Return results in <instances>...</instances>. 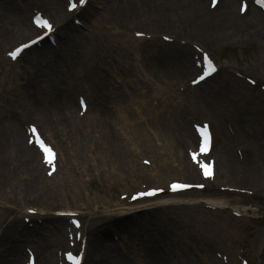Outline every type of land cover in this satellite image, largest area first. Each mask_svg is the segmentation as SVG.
<instances>
[{
    "label": "rangeland",
    "instance_id": "374dc122",
    "mask_svg": "<svg viewBox=\"0 0 264 264\" xmlns=\"http://www.w3.org/2000/svg\"><path fill=\"white\" fill-rule=\"evenodd\" d=\"M102 1L91 0L81 13L86 16L85 19L84 17L81 19L80 14L63 13L64 0H33L29 5L28 16L33 7L45 11L58 24L63 19L72 22L74 15L82 23L79 30L81 33L76 32L77 41L82 43L94 39L99 32H105L106 27L110 26L109 22L113 17L106 8L107 0ZM155 1L160 4L159 8L164 13L158 11L160 13L158 17L140 13L130 15L124 10L117 14L115 20L122 26H132L133 31L137 29L147 32L150 38L147 42L138 40L140 43L135 41L139 38L132 36L130 30L125 31L126 35L129 33L132 41L128 38L129 41L124 45L119 44V49L114 50L115 61L112 60L103 66L107 69L110 81L115 78L113 71L116 73L125 67L127 74H135L134 79L139 87L136 93L144 92L139 95V101L144 99L145 104H138L130 110L127 107L141 127L140 132H143L141 133L143 136L140 139L144 137L146 142V145H140V151L138 149L136 151L140 157H146L152 165H156L155 160L146 152L147 146L155 148L156 151L160 150L163 159L171 162V166L184 158L188 160L185 147L189 145L192 147L196 143L192 123L208 119L214 132L211 157L216 160V173L215 176L204 180L199 179L198 182L204 186V190L191 189L180 195L166 196L171 197L173 205L166 208H149L146 213L140 214L160 223L172 222L174 239L179 245H171L170 251L175 254L179 248L188 252L194 251V257L189 253L194 258L193 264H264V189L254 185L248 175H242L243 181L240 182L239 178L234 180L228 176L224 177L226 174L222 175L219 171L220 158L231 155L240 166L234 168L233 172L230 171V174L239 175L242 169L248 170L245 174L255 170L264 175V158L260 160L256 158L257 145L252 141L253 138L249 139L250 134H258V138L264 143V27L260 25L264 17L261 15L260 21L255 19V9L252 7H248L246 13L238 16L236 15L238 0H229V6L224 4L225 0H220L213 8L217 12L208 15L206 21H199L191 13L195 9V0ZM161 7L165 8L164 11ZM205 7H208V0H205ZM162 18L167 23H155V19ZM29 32L24 25H19L8 35L0 38V132L3 133L4 142L7 138L4 127L8 115L10 118L15 116L20 121L22 130V124L33 120L32 115L22 105L21 96L16 90L19 85L22 86L23 80L21 78L15 80L12 73L14 70L19 72L22 66H26L32 53L26 52L18 62L10 65L1 61L3 57L5 59V51L13 46L14 41L25 37ZM161 34L172 37L171 42L167 41L170 48H165V45L160 47L164 44ZM63 37L64 34L58 30L56 39L58 44L53 48L57 47L58 52H62L63 56L68 58L66 47L61 45ZM151 46L161 49L158 56L161 53L179 51L185 65L199 60L196 49L203 48L216 59L219 70L202 85L189 86L186 83L191 75L184 74L185 66L178 76L175 74L171 56L162 55L164 63L162 75L151 76L150 72L141 66V60L146 58L145 50L148 52ZM93 58L94 55L88 62L93 64ZM132 66L135 67V71ZM40 68V66L36 69L31 68V75L39 77L38 73H42ZM91 70L100 71L96 64L92 65ZM138 71L140 73H137ZM235 71L253 77L256 84L247 83ZM147 81L153 82L152 89L147 86ZM180 84L185 86L184 90L179 88ZM203 89H210L215 97L217 94L222 96L223 102L222 105H218L220 110L218 113L215 111L209 113L208 106L211 101L205 100L199 93ZM87 94L89 98L92 96L93 107L96 96L93 91ZM99 99L104 101L105 106H102L104 113L105 108L110 109V104L107 98ZM93 113L94 110L91 109L85 116L90 118ZM124 115L128 116V113L124 112ZM42 128L46 137L54 143L58 153L57 169L52 174V179H64L68 182L57 189L58 191L51 195L52 198L43 202L36 198L35 192L21 196L16 191L17 188L11 186L0 188V230L11 220L21 222L20 211L25 210L27 206L44 207V211L50 212L64 208L76 209L78 214L82 215L84 228L91 222L97 224L106 221L110 212L125 211L123 207L134 204L129 203L123 196L124 194L128 196L131 192H141L142 189L145 191L147 186L141 183L163 187L169 180L187 179L188 174L181 173V167L166 173H159L158 170L154 173L150 166L140 162L139 165L144 169L135 174L130 167L121 170L115 167L116 165L105 164L103 158L106 156L100 151L99 146H96L94 136L91 134L85 136L83 133L85 123L79 126L77 135H68L65 130H54L46 124H43ZM223 147L228 148L227 156L223 153ZM24 165L25 163L16 167V177H20L22 173L20 168ZM204 199L214 200V207L205 206ZM98 215L103 216L101 220L96 219ZM31 222L33 221L30 220L29 223ZM170 241L167 243L170 244ZM115 242L117 248L124 249L119 240ZM198 242L208 247V250L205 252L200 244L197 246ZM31 247L37 256L41 255L35 247ZM64 249L60 248L57 252L53 250L50 253L56 264L62 259ZM19 250L22 264L25 254L23 245L19 246Z\"/></svg>",
    "mask_w": 264,
    "mask_h": 264
},
{
    "label": "bare ground",
    "instance_id": "6f19581e",
    "mask_svg": "<svg viewBox=\"0 0 264 264\" xmlns=\"http://www.w3.org/2000/svg\"><path fill=\"white\" fill-rule=\"evenodd\" d=\"M27 1L0 0V38L8 35L19 25H24L25 28L30 29V33H32L31 31L35 32L33 25L26 17L29 9L24 2ZM102 2H105V0ZM228 3L229 0L224 1V4L228 5ZM159 6L160 4L154 0H107L106 8L113 19L110 21L111 23L109 22L110 26L106 27L105 32H99L94 39L79 43L76 32L81 33L79 32L80 29L70 22H64L59 26V29L64 34L61 45L66 47L68 58L64 57L62 52L55 51L53 53L50 50L37 51L36 49L27 60L26 66H22L19 72L17 70L12 72L15 80L20 78L23 80L22 86L19 85L16 90L21 96L22 105L32 115L33 120L39 124L40 129L43 124H46L54 130H65L68 135H77L79 126L85 123L86 128L82 129L83 133L85 136L90 134L94 136L96 146H99L100 151L106 156L103 158L105 164L116 165L115 167H119L121 170L130 167L135 174L142 172L144 168L139 167L138 154L133 150L132 144L135 146L146 145V142L144 137L140 139L143 132H140L141 127L129 110L136 103L135 98H140L139 95L144 94V92L136 93L139 87L134 79L135 74H127L125 67H123L125 70L119 69L116 73L113 71L112 74L113 77L115 75V78L110 81L106 73L107 69L103 64H109L112 60L115 61L114 50L118 49L119 44L129 41L121 29L122 24L115 20L117 14L124 10L130 15L140 13L158 17L160 14L158 11L164 14ZM161 8L164 11L165 8ZM215 12L217 11L205 7V0H195V9L191 13L199 21H206V17ZM254 13L256 17L254 18L260 21L259 11L255 9ZM82 16L85 19L86 16ZM155 23L167 22L162 18L160 20L155 19ZM104 33L106 34L104 35ZM38 35V32L33 34V36ZM163 45L169 44H162L160 47ZM52 46L54 47V44ZM145 52L146 58L141 60V66L150 72L151 76L162 75L164 70L162 55L171 56L174 62L175 74L178 76L185 66L183 56L179 51H171L167 54L161 53L158 56L161 49L154 47L150 48L148 52L145 50ZM152 53H155V55ZM92 55H94L93 64L88 62ZM94 64L98 65L100 71L91 70ZM189 64L184 68L188 72L192 70L191 63L189 62ZM39 66L43 68H40L42 73H38L40 76H32L31 68L36 69ZM139 71L137 73H140ZM102 73L104 74L102 75ZM146 83L150 89L153 88L152 81ZM73 89L83 92L93 91L96 96L93 107L91 106L92 96L89 101L84 103L83 107H77V103L74 102L73 98L75 95ZM199 93L205 100L211 101L208 106L209 113L220 111L218 105H222L223 102L220 94L215 97L210 89H203ZM101 97L107 98V102L110 104V109L105 108L104 113L102 112V106L104 107L105 104L104 101L99 99ZM127 107L129 110H127ZM89 109L94 110L92 117H80V111L86 113ZM124 112H127L128 116L124 115ZM6 121L4 128L7 138L5 142L2 140L3 133L0 132V188L4 189L9 186L17 188L16 191L21 196L35 192L36 198L42 202L52 198L51 195L56 193L55 191H58L57 189L68 181L51 178L50 168L43 163V159L35 147L28 144L26 133L22 130L20 121L16 117L12 116L10 118V115H8ZM249 139L257 145L256 158L263 159V141L258 138V134H250ZM227 149L225 147L223 153L226 154ZM148 150L161 173L172 171L178 167H172L170 162L163 159L160 150L156 151L153 147H148ZM20 155L22 156L20 157ZM22 162L25 163L20 168L22 173L20 177H16V167H20L23 164ZM19 163L21 164L18 165ZM238 163L231 155L221 157L219 171L222 175L226 174L224 177L228 176L234 180L239 178L238 181L240 182L243 181L242 175H248L253 180L254 185L264 189V175L255 170L249 172L250 175L249 173L245 174L248 170L243 171L242 169L239 175L230 174L234 168L240 166ZM181 164L184 167V169L181 167V173H187V179H195L196 170L193 167L191 168L190 161L183 159ZM70 165L72 166V164ZM150 167L153 166L150 164ZM170 201L168 198L159 199L156 206L166 208L173 205ZM205 201L209 200L206 199ZM153 206H155L154 203ZM123 209L125 211L110 212L106 221H100L97 224L91 222L85 228L86 242H84L83 250L80 253L86 251L87 255L82 257L81 264H193L194 251L190 250L188 252L180 248L176 254L172 250L170 251L171 245H179L178 241L174 239L172 222L160 223L147 216L142 217L140 213H146V205L145 207L142 205L123 207ZM25 212L27 213V211ZM26 213L21 218L27 216ZM102 217V215H98L96 219L101 220ZM167 217H170V215H167ZM31 218H35L32 219L33 222L31 223L28 222L29 219L21 222L16 219L11 220L1 231L0 264H20L21 252L19 246H24L27 243L35 246L38 252H41L37 264H53L50 253L56 247L77 246L71 242L68 235H61L62 231L66 234L65 228H63L65 221H67L66 217L50 215V212L42 211L35 213ZM35 220L38 221L35 223ZM140 231L142 232L140 233ZM112 235L118 237L124 249L116 247V244H114L116 239ZM168 241H170V244L167 243ZM199 244L205 252L208 250V247L200 242L197 243V246ZM93 252L95 253L93 254ZM189 253L193 254V257ZM96 254L98 256L95 257Z\"/></svg>",
    "mask_w": 264,
    "mask_h": 264
},
{
    "label": "snow or ice",
    "instance_id": "6c2138e0",
    "mask_svg": "<svg viewBox=\"0 0 264 264\" xmlns=\"http://www.w3.org/2000/svg\"><path fill=\"white\" fill-rule=\"evenodd\" d=\"M86 2V0H79V3L81 5H83L84 3ZM216 3V0H213V4ZM76 7V4L74 3H71L69 4V8L72 9V8H75ZM35 23L43 28H47L49 31H51V28H52V25L48 23L47 20H42V19H39L38 17L35 18ZM139 35V34H138ZM40 37L38 36L36 38V40H39ZM35 41H30V43H34ZM24 47H27V45H21L20 47H17L16 49H14L13 51H11L9 53V56H11L12 58H16L17 55L21 52L22 48ZM209 68H211V65L209 64ZM214 70V69H213ZM205 75H207V71H205ZM203 77H198V79H202ZM194 83L196 81H193ZM81 103L83 104V101H81ZM33 131H35V129H33ZM40 146L41 148L43 149V151L46 153L45 155V160L47 163L51 164L52 163V159L50 158L52 156V150L50 148H48L46 145H44V143L41 141L40 142ZM201 150L204 151V150H207V136L205 135V140H204V143L202 144L201 146ZM203 169H204V174L206 176L210 175V170L207 166H203ZM173 188H177V187H186V185H181V184H175L173 183L172 185ZM160 189H154L152 191H159ZM148 195H151L152 192L150 191L149 193H147ZM137 195H144V193H137ZM31 211V210H30ZM71 258V257H70ZM78 260V258H77Z\"/></svg>",
    "mask_w": 264,
    "mask_h": 264
}]
</instances>
